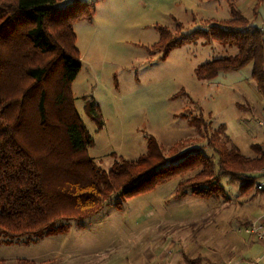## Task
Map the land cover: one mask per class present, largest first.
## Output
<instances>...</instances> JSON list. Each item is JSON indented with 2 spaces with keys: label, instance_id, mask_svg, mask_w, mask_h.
Segmentation results:
<instances>
[{
  "label": "rangeland",
  "instance_id": "1",
  "mask_svg": "<svg viewBox=\"0 0 264 264\" xmlns=\"http://www.w3.org/2000/svg\"><path fill=\"white\" fill-rule=\"evenodd\" d=\"M82 1L92 11L73 22L81 67L71 92L93 140L87 151L99 167L108 169L119 157L135 160L154 142L165 156L172 146L184 150L205 144L204 124L208 132L224 126L246 154H253V142L264 149V79L252 76L251 64L219 72L212 80L195 76L197 64L231 55L233 46L198 34L164 56L156 47L161 27L182 36L227 18L226 0ZM256 1L262 0H233V5L252 15ZM86 100L100 111L99 130L87 114ZM183 177L164 179L150 189L140 186L124 200L112 196L94 214L61 220L39 236L8 239L0 234V258L48 264H187L183 256H188L193 264H248L258 256L261 264L264 246L242 226L264 211V192L248 200L255 191L251 185L248 194L231 188V199L222 201L190 193L173 197Z\"/></svg>",
  "mask_w": 264,
  "mask_h": 264
},
{
  "label": "trees",
  "instance_id": "2",
  "mask_svg": "<svg viewBox=\"0 0 264 264\" xmlns=\"http://www.w3.org/2000/svg\"><path fill=\"white\" fill-rule=\"evenodd\" d=\"M226 1L227 18L182 36L161 27L156 47L164 56L202 34L235 52L197 64L198 79L212 80L247 63L252 76L264 79V28L233 0ZM91 11L82 0H0V234L8 239L39 236L61 220L94 214L112 196L124 200L140 186L150 189L173 176H184L173 197L190 193L222 201L231 199V188L248 194L252 185L254 193L246 196L252 199L259 191L256 180L264 174V149L253 142L252 155L242 152L222 125L208 132L204 124L205 144L184 150L172 146L169 156L154 142L135 160L119 157L108 169L98 166L87 151L93 140L71 92L81 67L73 22ZM85 107L99 130L103 120L97 105L86 100ZM0 264L48 263L17 257L0 258Z\"/></svg>",
  "mask_w": 264,
  "mask_h": 264
},
{
  "label": "built area",
  "instance_id": "3",
  "mask_svg": "<svg viewBox=\"0 0 264 264\" xmlns=\"http://www.w3.org/2000/svg\"><path fill=\"white\" fill-rule=\"evenodd\" d=\"M260 126H263L262 122L258 121ZM255 188L259 191L264 192V174L257 178L255 183ZM247 232H250L253 237L264 245V211L261 215L256 217L255 220L251 222L248 228H245ZM249 264H259L257 261H251Z\"/></svg>",
  "mask_w": 264,
  "mask_h": 264
},
{
  "label": "crops",
  "instance_id": "4",
  "mask_svg": "<svg viewBox=\"0 0 264 264\" xmlns=\"http://www.w3.org/2000/svg\"><path fill=\"white\" fill-rule=\"evenodd\" d=\"M261 1V0H260ZM262 3V4H261ZM253 4H255V1H253L252 2V5ZM260 5H263V7L261 6L260 7ZM256 9H255V11H253V9H251V12L253 11L254 13H252V15H247V14H245V15H247L249 18L251 17L253 20V22L256 24V22L257 21H255V17L257 16V11L258 12H260L259 13V19H260V21H259V23L257 24L258 26H261V27H263L264 28V1H261V2H258V1H256ZM254 7V8H255ZM262 104H264V99H263V102H262ZM262 138H264V136L262 137ZM256 217H258V216H255V217H253V218H251L250 219V221L252 220V219H254V218H256ZM252 239V238H251ZM252 240H256V241H258L259 242V240H257V239H252ZM262 246H264L261 242H259ZM263 252V254H264V250L262 251ZM254 259H257V261L259 262V260H260V258L258 257V256H255L254 257ZM249 264V263H248ZM261 264H264V259H263V261L261 262Z\"/></svg>",
  "mask_w": 264,
  "mask_h": 264
}]
</instances>
